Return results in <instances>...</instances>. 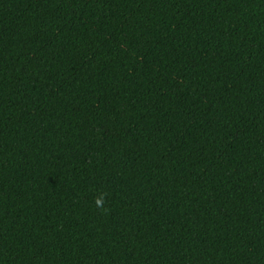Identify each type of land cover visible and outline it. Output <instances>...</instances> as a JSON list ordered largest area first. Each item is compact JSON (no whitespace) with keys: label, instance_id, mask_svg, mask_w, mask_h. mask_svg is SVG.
<instances>
[{"label":"trees","instance_id":"obj_1","mask_svg":"<svg viewBox=\"0 0 264 264\" xmlns=\"http://www.w3.org/2000/svg\"><path fill=\"white\" fill-rule=\"evenodd\" d=\"M0 264H264V0H0Z\"/></svg>","mask_w":264,"mask_h":264}]
</instances>
